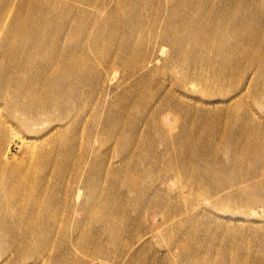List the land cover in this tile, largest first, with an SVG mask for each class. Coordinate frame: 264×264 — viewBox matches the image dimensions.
<instances>
[{"label": "bare ground", "instance_id": "6f19581e", "mask_svg": "<svg viewBox=\"0 0 264 264\" xmlns=\"http://www.w3.org/2000/svg\"><path fill=\"white\" fill-rule=\"evenodd\" d=\"M28 1L23 0L17 5L15 0H0V133L8 131L13 124L23 128L24 134L20 133L18 140L21 149H25L28 155L27 162L22 164L16 163V158L11 161L8 152L1 155L0 161V252H12L10 264H19L21 258L36 250L42 255L47 254L52 239L61 230L59 219L63 203L59 191L48 188L47 176L54 166L56 152L61 151L66 164L60 163L56 172L58 182L63 179L65 168L75 156V132L65 138L60 132L49 137V127L61 125V115L66 114L71 100L78 102L79 109L84 106L97 108L99 101L93 103L90 99L86 102L87 94L98 85L91 90L90 77L95 73V61L106 67H111L113 62L124 68L139 64L148 59L151 43L160 36L161 43L169 45L173 51L168 67L180 74L174 83L177 89L167 88L163 82L148 84L142 76V80L133 84L134 96L131 99L132 104L140 102L141 111L146 115L155 103L151 95L165 93L159 111H153L154 119L148 124L146 136L140 139L141 147L149 150L145 161L153 165V171L140 172L136 165L112 169V176H123V187H118L114 177L108 182L114 187H110L113 196H107L106 202L114 203L115 200L107 218L109 222L93 230L92 238L87 241L108 236L113 248L118 250L123 243L122 234L130 225L150 216L156 218L162 212L165 196L160 193L159 182L168 181L170 185L177 180H167L174 175V170L171 166L168 171L161 170L162 156L155 151L151 140L153 132L163 138L161 124L173 128L177 124L174 119L179 120L182 126L175 138L180 142L179 162L184 163L187 154L193 156L192 171L185 170V175H195L201 183L209 186L206 199L210 200L226 188H233L246 180H250L251 184L242 185L245 191L264 193V179L255 184L260 177H264V124L250 121L249 113H244L245 119L241 120V109L231 104L205 110L181 103L177 98V92L183 94L194 89L206 103H222L226 88L232 85L229 81H235L241 57L252 62L258 58L264 61V0H175L178 11L181 8L184 15L173 12L160 36H157L155 28L156 19L142 50L139 47L141 28L136 25L144 23L143 16L127 19L133 28L136 27L132 28L130 35L121 30L112 33V25L118 14L136 12L144 0H124L114 9L99 8L96 13L102 14L100 16H92L88 11V8L98 6V0H68L74 7L67 9L66 19L62 16L59 1L52 2L48 7V3L43 2L47 0H31L29 5ZM103 12L106 14L103 15ZM117 44L118 51L115 49ZM148 63L152 64L153 60ZM258 76L259 83L264 81V68ZM259 88L260 84L256 83L252 96L264 104V96L258 95ZM139 93L143 94V100ZM129 106L130 99L128 103L112 106L107 111L109 122L103 129L116 139L122 160L127 158L125 153L137 135L135 121L126 114ZM103 132L98 130L96 133L100 136ZM236 170H244L245 174L237 183L226 187L228 174L236 179ZM97 174H89L86 179V184L94 187L90 196L92 202L86 206L91 212L101 211L100 204L93 202V196L100 188ZM143 179L144 190L140 187ZM128 192L134 197L127 198ZM127 200L136 206L132 212L125 207ZM214 203L220 206L224 203L241 204V201L236 200V194L228 193ZM65 210L72 212L70 206ZM101 212L106 213L107 209ZM225 238L208 237L204 245L206 254L216 256L223 253L227 262L201 260L202 256L192 262L241 264L245 261L246 258L234 261L233 252L241 253L242 247L236 240L233 241V236ZM238 239L241 240V236ZM63 241L62 238L61 243ZM210 241L216 244L210 246ZM186 251L190 256L195 252L193 247L181 252ZM104 252L107 254L101 259L108 260L109 252L102 246L93 249L92 255L96 259ZM231 256L232 259L229 258ZM137 260L144 264H165L163 259L146 253H142Z\"/></svg>", "mask_w": 264, "mask_h": 264}, {"label": "rangeland", "instance_id": "374dc122", "mask_svg": "<svg viewBox=\"0 0 264 264\" xmlns=\"http://www.w3.org/2000/svg\"><path fill=\"white\" fill-rule=\"evenodd\" d=\"M54 1L61 3L62 16L66 19L68 17L67 9L73 8V3L68 0L43 2L48 3L46 4L48 7ZM121 1L124 0H98V6L88 8V11L92 16L94 14L100 16L102 14L96 13L99 8L114 9L118 7ZM15 2L18 5L23 0H15ZM30 2L31 0L26 3L29 5ZM138 6L136 12L124 11L116 16V22L112 25L114 27L112 33L121 30L124 34L130 35L133 27L127 22V19L131 16H143L144 23L136 25V27L141 28L142 39L139 42L141 50L146 47V36L150 37V27H153L156 19L158 22L155 28L158 32L157 36H160L163 35L164 28L173 12H177L179 16L184 15V10L179 8L178 11L175 0H144ZM105 14L106 12H103V15ZM161 37L153 40L148 59L139 64L134 63L130 67L124 68L113 62L111 67H106L100 61H95V73L90 77L91 90L98 85L94 91L87 94L86 102L90 99L93 103L99 101L97 108L84 106L79 109L77 108L78 102L71 100L66 114L61 115V125L53 127L54 124L49 127L51 130L47 134L49 137L60 132L63 135L61 137L65 138L70 136L71 132H75L73 134L75 156L69 161V167L65 168L63 179L58 182L59 176L56 172L57 166L62 162L65 163L61 151L56 152L54 166L47 176L48 188L51 191L56 188L63 203V211L60 212L59 219L61 230L52 239L47 254L42 255L37 250L33 251L26 258H21L19 264H144L137 260L142 253L159 257L165 261V264H191L192 261L199 260L201 256V260L221 261L225 260L227 256H222L223 253L209 256L210 254L205 252L204 243L208 237L223 239L226 236H233V241L236 240L242 247L241 253L233 252L234 261L240 262L241 258H246L245 261H241V264H264V193L245 191L244 187L241 188L242 185H250V180L241 182L233 188L228 187L237 183L240 176L245 174L244 170H236L234 171L237 175L236 179H232L228 174L229 181L225 183L228 188L210 200L206 199L209 186L201 183V179L198 180L195 175H185V170L192 171L193 156L187 154L185 162L181 164L179 162L178 147L180 142L176 141L175 138L179 136L182 126L177 119H174L177 124L173 128L170 125L161 124L164 133L163 138L153 132L151 140L155 145V151L161 153V170L168 171L169 166L174 170V175L167 180L171 179L174 182L177 180L175 184L170 185H168V181L159 182L160 193L165 196L162 212L156 218L150 216L148 219L137 220V223L130 225L127 232L122 234L123 243L118 250L113 248L108 236H100L96 240L87 241L92 238L93 230L106 226L109 222L107 218L110 217L109 212L114 206L115 200L114 203L112 201L106 202L107 196H113L110 187H114L108 182L114 177L118 187H123L121 182L123 176L121 174L112 176V169L117 170L118 166L130 165L134 167L136 165L140 172L144 170L153 171V165L145 161V158L149 156V150L141 147L140 139L146 136L149 129L148 124L154 119L153 111H159L160 101L164 98L165 93L156 92L155 95H151L155 103L150 106L151 110L146 115H143L141 111L140 102L132 104L131 99L134 96L132 93L133 84L142 80V76L145 77L148 84L163 82L167 88L177 89L174 83L180 74L168 67L173 51L169 45L161 43ZM118 48L119 45L117 44L115 49L118 51ZM114 52L116 53V51ZM152 60V64H147V61ZM263 68L264 61L262 58L252 62L248 58L241 57V65L235 75V81L233 82V79L229 81V84L232 85L226 88V96L222 98V103H206L203 96L194 89L183 94L177 92V98L181 103L205 110L231 104L241 109V120L245 119L244 113H249L250 121L264 124V104L259 103L258 99L254 100L252 96V92L256 89V83L260 84L258 95L264 96V81L261 83L257 81ZM95 75L96 78H94ZM214 79L211 78V80ZM139 95L142 98L143 94L139 93ZM129 99L130 106L127 108L126 114L135 121L137 135L125 153L127 158L122 160L116 139L109 132H103V129L105 123L109 122L107 111L112 109V106L128 103ZM262 100L264 102V99ZM98 130L104 134L99 136L96 133ZM22 131L23 128L13 124V127L8 131L4 130V133H0V139H2L0 161L2 156L8 152L10 160L16 158L15 162L19 164L27 162L28 155L25 149H21L18 140L20 133L24 134ZM89 134L92 136L91 138ZM24 137L27 138V136ZM225 160H227L226 157ZM182 165L187 166V168L184 169ZM96 172H98L100 188L97 194L93 196V202L100 204L101 211L106 208V213H102L100 210L91 212L86 208L92 202L90 196L94 189L93 186L86 184V179L89 174L91 176ZM146 177L151 179L148 175ZM263 179L264 177H260L255 184L263 181ZM144 182L145 179L140 181V187L143 190L145 189ZM228 193L236 194V200L241 201V204L224 203L216 206L214 201L223 198ZM128 197H134V195L128 192ZM68 206L72 209L71 213L65 210ZM125 207L129 212L136 208L130 200L125 202ZM170 212L171 214H169ZM189 234L192 235L189 236ZM239 236H241V240L238 239ZM171 237L173 238L171 239ZM62 238L63 243H61ZM172 243L175 245L171 246ZM197 243H201V245L197 246ZM215 244V241L209 243L210 246ZM98 246L104 247L109 252L108 260L101 259L104 254H107L106 252L96 259L92 255L93 249ZM244 246L247 249H243ZM192 247L195 252L191 256L188 251L181 252L185 248ZM250 254L252 256L249 258ZM12 257V252H0V264H10ZM229 258L232 259V256ZM192 264L194 263L192 262Z\"/></svg>", "mask_w": 264, "mask_h": 264}]
</instances>
